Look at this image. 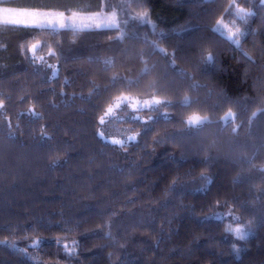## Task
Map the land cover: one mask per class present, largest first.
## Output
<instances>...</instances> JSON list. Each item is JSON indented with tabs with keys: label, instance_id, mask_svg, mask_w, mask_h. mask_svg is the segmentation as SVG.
Instances as JSON below:
<instances>
[{
	"label": "trees",
	"instance_id": "16d2710c",
	"mask_svg": "<svg viewBox=\"0 0 264 264\" xmlns=\"http://www.w3.org/2000/svg\"><path fill=\"white\" fill-rule=\"evenodd\" d=\"M0 3L154 20L0 23V264H264V0ZM220 21L245 30L240 45ZM118 96L171 103L115 124ZM193 114L208 122L188 126ZM226 208L252 229L244 240Z\"/></svg>",
	"mask_w": 264,
	"mask_h": 264
},
{
	"label": "snow or ice",
	"instance_id": "6c2138e0",
	"mask_svg": "<svg viewBox=\"0 0 264 264\" xmlns=\"http://www.w3.org/2000/svg\"><path fill=\"white\" fill-rule=\"evenodd\" d=\"M229 8H235L237 10V15L240 16L241 19L247 21V19L253 15H255V13L248 11L244 8H241L238 4H236L235 2H233L232 4L229 5ZM8 15L10 17V22L13 24H22L25 26H35L38 28H44L45 26H52L55 23H58L60 27H65V26H71V27H75L76 26V21L80 18L78 16L77 13L73 12L70 16L65 17V14L63 12H61L59 15H52L50 13H44V14H39L36 12H29L27 10H23L20 12H13L11 10H8ZM102 14L96 13L93 14V16H90L89 19H96V18H100ZM141 17H147L146 13H141L138 14V16L136 18L140 19ZM103 20L106 23V26L108 27H118V21H117V14L115 11H112L111 13L108 14H104L102 16ZM69 21L70 23L68 25H66L65 21ZM220 23H223L222 21ZM228 33H229V37L230 38H234L233 42L237 45H240L241 42V38L245 35V30L241 27H229L228 29ZM37 49V43H32L30 45V49H26L27 51H31V53H33V55L30 57V60L32 63H35L38 59L43 61L42 57H36L35 56V52ZM241 51H243V49H241ZM50 55L55 56L56 53L53 51L50 53ZM245 56H247L248 54L245 52L244 53ZM250 58V57H249ZM201 59L203 61L209 62L211 63L214 59V54L211 51H205L202 54ZM49 67H55L54 65H49ZM117 100H125L128 101L130 103V106L133 110H139L140 107L143 108H153L156 105H160L162 103V101L158 98H153L151 100H144L143 102L139 101V100H133L131 96H118L116 98ZM185 99H187V97H185ZM164 103H168L170 104V101H164ZM119 106V105H117ZM113 111L112 107L109 106L107 109V112L109 114H111ZM232 113L229 111L227 116L224 118L225 120H227L229 117H232ZM253 115H255V113H253ZM134 119L139 120L138 117H134ZM208 122L207 117L206 116H200L198 114H193L187 117V120L185 121V123L188 126L191 127H195V126H201L204 123ZM99 123L101 125H103L105 123V119L103 116H101L99 118ZM97 136L100 139H104V133L103 132H98ZM127 141L128 142H135L136 141V136L132 135L127 137ZM111 143L114 144H118L121 147L124 146V144L126 143V141L124 140H116V141H112ZM203 176V174H202ZM228 231L234 232L235 235L237 236L238 239L240 240H244L245 239V229L241 228V227H236L234 229H228ZM3 243H7V241H0V244ZM23 251V250H20ZM238 251V249L236 250ZM71 254V253H69Z\"/></svg>",
	"mask_w": 264,
	"mask_h": 264
},
{
	"label": "rangeland",
	"instance_id": "374dc122",
	"mask_svg": "<svg viewBox=\"0 0 264 264\" xmlns=\"http://www.w3.org/2000/svg\"><path fill=\"white\" fill-rule=\"evenodd\" d=\"M8 10H11L13 12H20V11H23V10H27L29 12H36V13H39V14L50 13L52 15H59L61 13V12H58V11H49V10H40V9H32V8L14 7V6H8V5H4V4L0 3V23H11L10 22V17L8 15ZM111 12L112 11L75 12L80 17L76 21V26L75 27H71V26L60 27L58 23H55L52 26H45V27H50V28H54V29H62V28H75V29L107 28L108 26H106V23L103 20L102 16L104 14H108V13H111ZM115 12L117 14V21H118L119 26L122 24L123 20L130 21L132 18L140 20V21H150V22L154 23V20L151 18V16L149 15L148 12H142V13H146L147 17H141L140 19H138L136 17L138 16V14H141V13L133 12L129 7L126 8V6H124V9H123L122 13H120L119 11H115ZM63 13L65 14V17H68L73 12L72 13L63 12ZM96 13L102 14L101 17L100 18H96V19H89L90 16H93V14H96ZM220 22L215 26V28L220 30L221 32L225 33L228 36H229V33H228L227 29L229 27H232V28L238 27V26H233L232 24H229V23H225V22L220 23ZM65 23H66V25H68L70 22L67 21V19H66ZM11 24H13V23H11ZM153 98L160 99L162 101V103L160 105L154 106L152 109L161 108L164 101L161 98H159V97H155V96H150V97H146V98H135V97H132L133 100L137 99V100H139L141 102H143L144 100H151ZM117 105H119V106H117ZM140 108H142V107H140ZM112 109H113V111H112L111 114H113L114 122H117L115 124H119V123L122 124L123 117L126 118V119L137 117L136 114H135L136 110H133L131 108V106H130V103L128 101H125V100L124 101L123 100L117 101L114 104V106L112 107ZM122 111H123V113H121ZM124 112H125V115H124ZM150 114H152V113L147 114L148 116L146 115V117L144 119H147V120L144 121V122L148 121V118H149ZM155 114H156V112L153 113V115H155ZM217 215L219 217H221V218H225L226 220H228L229 224L231 225V229H234L236 227H241V228L245 229V232H244L245 236L249 235L252 232V229H250V228L245 226V224L242 221V218H241L240 214L237 211H235L234 209H232V208H226V210H219L217 212ZM59 264H66V263L61 262Z\"/></svg>",
	"mask_w": 264,
	"mask_h": 264
}]
</instances>
